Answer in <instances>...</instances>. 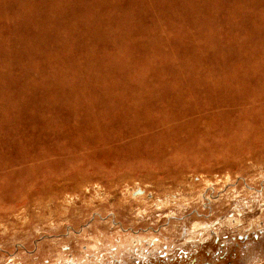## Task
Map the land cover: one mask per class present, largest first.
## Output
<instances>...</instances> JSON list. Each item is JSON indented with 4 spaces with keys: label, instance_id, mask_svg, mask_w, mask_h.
<instances>
[{
    "label": "rangeland",
    "instance_id": "1",
    "mask_svg": "<svg viewBox=\"0 0 264 264\" xmlns=\"http://www.w3.org/2000/svg\"><path fill=\"white\" fill-rule=\"evenodd\" d=\"M0 264H264V0H0Z\"/></svg>",
    "mask_w": 264,
    "mask_h": 264
}]
</instances>
